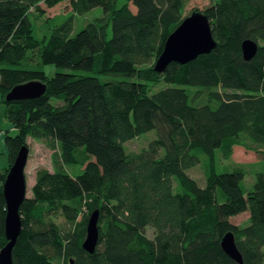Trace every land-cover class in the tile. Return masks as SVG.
I'll use <instances>...</instances> for the list:
<instances>
[{
	"label": "trees",
	"instance_id": "1",
	"mask_svg": "<svg viewBox=\"0 0 264 264\" xmlns=\"http://www.w3.org/2000/svg\"><path fill=\"white\" fill-rule=\"evenodd\" d=\"M63 1L0 0V95L16 130L6 132L9 165L0 167V250L8 243L3 185L30 137L54 150V171L38 173L21 207L13 264H238L221 247L229 232L243 264H264V169L247 190L243 168L218 173L216 160L221 151L230 161L238 146L264 164V0H204L203 12L187 15L191 0H69L79 15L97 7L103 15L74 36L72 16L37 40L30 14ZM193 12L209 18L216 48L156 72L168 37ZM246 40L259 47L249 62ZM47 65L73 72L50 78L39 70ZM32 81L47 85L42 97L5 100ZM151 131L157 138L146 149L126 150ZM202 157L205 187L188 174ZM96 210L100 237L90 254L82 244ZM243 213L247 226L231 222Z\"/></svg>",
	"mask_w": 264,
	"mask_h": 264
},
{
	"label": "water",
	"instance_id": "2",
	"mask_svg": "<svg viewBox=\"0 0 264 264\" xmlns=\"http://www.w3.org/2000/svg\"><path fill=\"white\" fill-rule=\"evenodd\" d=\"M217 44L213 38L209 18L202 12H193L186 17L179 27L168 37L164 50L157 60L154 70L163 73L171 63L185 65L198 57L210 54ZM258 44L246 40L242 44L244 60L251 61L258 52ZM47 85L32 81L15 86L7 95V102L32 100L42 97ZM29 161V148L23 146L18 152L14 163L3 185V196L6 202L5 234L8 243L0 250V264H13V251L22 233V217L20 210L28 199L26 168ZM99 210L94 211L88 220L83 249L93 254L99 243ZM221 247L229 258L243 264L242 255L238 250L234 233H227Z\"/></svg>",
	"mask_w": 264,
	"mask_h": 264
},
{
	"label": "rangeland",
	"instance_id": "3",
	"mask_svg": "<svg viewBox=\"0 0 264 264\" xmlns=\"http://www.w3.org/2000/svg\"><path fill=\"white\" fill-rule=\"evenodd\" d=\"M208 1L204 0H191L186 8V15L191 13L193 10L204 11V9L208 6ZM42 8L44 10V15L40 16L38 13L34 12L30 14V21L32 23V28L34 31V36L37 40H42L43 38L49 36L53 29L59 27L70 17H74V30L72 35H76L80 32L88 23L92 22L94 19L101 17L103 15V8L97 7L90 11L89 13L79 15L76 13V10L73 8L71 2L69 0L63 1L57 4L55 7L48 8L47 6L42 4ZM133 11H136L133 6H131ZM34 61L37 63L38 59L34 57ZM37 68L34 66L32 68ZM39 70L44 71L45 74L52 78L58 71L63 72H73V70H63L57 69L54 65H47L44 67H40ZM77 73V71H74ZM163 87H167L165 83L160 84L156 87L155 91L162 89ZM54 105H58L55 100L53 101ZM10 126L7 118H6V106L1 102L0 99V132H2V137H0V167L2 169H6L9 165V157L8 151L4 144V137L6 132L9 131L8 135L15 136V132L10 131L8 127ZM1 136V135H0ZM157 138L156 132L151 131L145 133L125 144L126 150L128 152L139 153L143 149H146L149 144ZM27 144L29 146V161L26 168V178H27V186H28V198L33 197L32 189L36 184L38 173L41 171H54V163H53V154L54 150L50 148L46 141H37L32 138L27 139ZM217 171L218 173L230 172L234 167L243 168L247 175L245 178V187L247 190L253 188L255 182V173L261 172L264 169V164H259L260 159L257 154L247 151L243 147H235L232 159L230 161H226L223 159V155L221 151H217ZM205 162V158L202 157V164L192 168L188 171V174L197 181L200 187L206 186V177H205V169L203 167V163ZM230 167V168H228ZM83 216H80L78 222L81 223ZM249 220V213H243L239 216H236L231 219V222L235 225L239 226H247ZM55 222L61 226L62 229L67 230V224L65 223L62 217H57ZM75 227L72 226V230ZM147 235L149 237H153V230L150 228L147 230Z\"/></svg>",
	"mask_w": 264,
	"mask_h": 264
},
{
	"label": "crops",
	"instance_id": "4",
	"mask_svg": "<svg viewBox=\"0 0 264 264\" xmlns=\"http://www.w3.org/2000/svg\"><path fill=\"white\" fill-rule=\"evenodd\" d=\"M0 99H1V95H0ZM8 129H10V131H12V132H15V133H16V130H15V129H13L11 126H9V127H8ZM2 134H3V133L1 132V136H0V137H2Z\"/></svg>",
	"mask_w": 264,
	"mask_h": 264
},
{
	"label": "built area",
	"instance_id": "5",
	"mask_svg": "<svg viewBox=\"0 0 264 264\" xmlns=\"http://www.w3.org/2000/svg\"><path fill=\"white\" fill-rule=\"evenodd\" d=\"M0 135H1V133H0Z\"/></svg>",
	"mask_w": 264,
	"mask_h": 264
}]
</instances>
